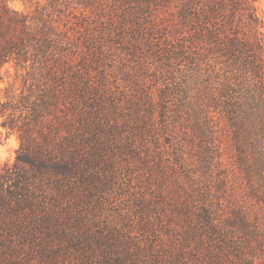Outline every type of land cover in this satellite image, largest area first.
I'll return each mask as SVG.
<instances>
[{
    "label": "trees",
    "instance_id": "obj_1",
    "mask_svg": "<svg viewBox=\"0 0 264 264\" xmlns=\"http://www.w3.org/2000/svg\"><path fill=\"white\" fill-rule=\"evenodd\" d=\"M257 1L0 0V81L38 92L0 264H264Z\"/></svg>",
    "mask_w": 264,
    "mask_h": 264
},
{
    "label": "rangeland",
    "instance_id": "obj_2",
    "mask_svg": "<svg viewBox=\"0 0 264 264\" xmlns=\"http://www.w3.org/2000/svg\"><path fill=\"white\" fill-rule=\"evenodd\" d=\"M19 10L32 8V3L11 2ZM256 11L264 23V0L255 3ZM26 72L9 64L3 70L0 81V166L14 165L21 148L20 131L24 118L31 114L33 103L37 101L38 92L30 89L31 82L25 84ZM14 143H10L13 141Z\"/></svg>",
    "mask_w": 264,
    "mask_h": 264
},
{
    "label": "clouds",
    "instance_id": "obj_3",
    "mask_svg": "<svg viewBox=\"0 0 264 264\" xmlns=\"http://www.w3.org/2000/svg\"><path fill=\"white\" fill-rule=\"evenodd\" d=\"M12 7H18V5H16V4H13V5H11ZM15 141H14V139H13V141H11L10 143H14Z\"/></svg>",
    "mask_w": 264,
    "mask_h": 264
}]
</instances>
